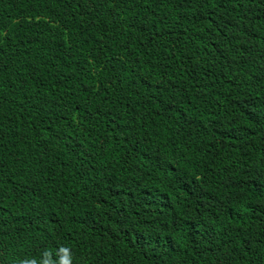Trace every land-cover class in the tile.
<instances>
[{"label": "trees", "instance_id": "obj_1", "mask_svg": "<svg viewBox=\"0 0 264 264\" xmlns=\"http://www.w3.org/2000/svg\"><path fill=\"white\" fill-rule=\"evenodd\" d=\"M264 264V0H0V264Z\"/></svg>", "mask_w": 264, "mask_h": 264}, {"label": "clouds", "instance_id": "obj_2", "mask_svg": "<svg viewBox=\"0 0 264 264\" xmlns=\"http://www.w3.org/2000/svg\"><path fill=\"white\" fill-rule=\"evenodd\" d=\"M57 259H53V253L45 251L41 259L35 258L22 262V264H71V249L60 247L55 253Z\"/></svg>", "mask_w": 264, "mask_h": 264}]
</instances>
